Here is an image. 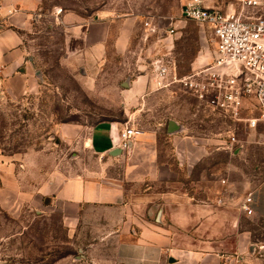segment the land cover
Masks as SVG:
<instances>
[{
	"label": "rangeland",
	"instance_id": "1",
	"mask_svg": "<svg viewBox=\"0 0 264 264\" xmlns=\"http://www.w3.org/2000/svg\"><path fill=\"white\" fill-rule=\"evenodd\" d=\"M202 1L226 13L264 14V0L254 8H244L236 0ZM185 2L36 0L39 7L25 38L37 84L24 99H0V155L6 158L0 168V264H113L114 241H101L106 237L101 228L113 216L110 211L103 207L81 211L78 229L71 232L70 219L45 210L48 204H31L45 183L88 178L102 171V158L89 151L85 139L103 120L141 130L144 135L134 144L154 147L165 180L148 177L142 181L143 191H180L189 197L187 209L195 215L184 216V223L179 221L175 229L166 210L146 216L164 227L168 242L172 244L176 237L177 245H184L176 248L181 256L203 251L234 264H264V218L248 216L240 209L242 200L264 182V123L255 129L241 127L202 109L179 86L156 90L150 85L156 60H168L183 76L208 65L215 55L210 30L180 19ZM68 15L78 22L110 25L98 69L88 75L68 57ZM172 21L176 35L167 30ZM121 30L130 32L124 52L116 48ZM140 77L147 80L146 89L131 112L124 104V91L132 79ZM246 116L257 118L260 111L253 108ZM173 123L184 135L206 139L207 151L195 152L201 160L190 174L174 156L169 132ZM236 126L241 143L233 151L218 149ZM110 171L114 176L121 172L119 165ZM225 195L231 201L222 205L219 198ZM170 205L181 206L168 204V210ZM197 242L205 248L197 249Z\"/></svg>",
	"mask_w": 264,
	"mask_h": 264
},
{
	"label": "crops",
	"instance_id": "2",
	"mask_svg": "<svg viewBox=\"0 0 264 264\" xmlns=\"http://www.w3.org/2000/svg\"><path fill=\"white\" fill-rule=\"evenodd\" d=\"M38 7L36 0H0V99H24L37 84V72L32 65L30 47L25 36L31 30L32 16ZM65 19L69 23L66 30L68 57L75 59L76 64L83 67L84 73L88 75L98 69V62L105 53L106 42L111 34L110 25L103 22H78L70 15ZM116 38L118 52H124L130 32L121 30ZM146 85L147 80L143 77L131 80L124 91V104L131 107L128 110L135 105L137 97L144 93ZM150 85L153 87L152 82ZM125 126L106 120L95 124L85 140L89 151L102 158V171L88 178H60L59 182L45 183L38 197L32 198V206L36 203L40 207L48 204L45 210L57 211L64 218L70 219L71 232L78 229L81 211L102 207L110 211L113 216L101 228L102 233L106 234L101 241H114L113 264H234L232 260L229 262V259L220 255L203 251L181 256L176 248H183L184 245H177L179 241L176 237L172 239V244L168 242L170 238L165 235L164 227L152 224L146 217L154 210H166L170 212L175 224L171 228L175 229L181 225L179 221L184 223V216L195 214L188 212L189 197L180 191L159 194L154 190H142V181L148 177L156 182L165 180L161 173L164 166H160L152 145L134 144L136 138L143 137V132L132 138L129 149L121 148L119 134ZM183 133L180 130L171 135L174 156L178 166L190 174L201 160L195 152H206L207 144L202 137ZM185 141L189 143L188 147L179 145ZM5 159L0 155V168ZM117 165L121 172L114 176L110 170ZM129 185L134 188L128 189ZM251 193L252 216L264 218V182ZM229 198L225 195L219 199L222 205H227L231 201ZM243 201L240 203L241 211ZM172 203L181 206L174 208L175 205H170L169 211L168 204ZM199 210L193 208V211ZM194 246L200 250L205 248L203 242H197Z\"/></svg>",
	"mask_w": 264,
	"mask_h": 264
},
{
	"label": "built area",
	"instance_id": "3",
	"mask_svg": "<svg viewBox=\"0 0 264 264\" xmlns=\"http://www.w3.org/2000/svg\"><path fill=\"white\" fill-rule=\"evenodd\" d=\"M236 1L244 8L262 4L261 0ZM180 19L194 21L210 30L215 55L208 65L183 76L176 73V68L168 60H156L151 78L155 89L179 86L202 109L218 113L225 120L241 124V127L255 129L260 122L264 123V14L226 13L205 6L202 0H186ZM173 22L167 30L169 34L176 35L177 27ZM253 108L260 111L259 117L246 116ZM236 127L227 133L228 139L222 141L218 149L233 151L241 143L236 135L239 127ZM141 133V130L126 125L119 134L121 148L129 149L132 138ZM252 202L253 194L249 193L241 206L248 216L254 212Z\"/></svg>",
	"mask_w": 264,
	"mask_h": 264
},
{
	"label": "water",
	"instance_id": "4",
	"mask_svg": "<svg viewBox=\"0 0 264 264\" xmlns=\"http://www.w3.org/2000/svg\"><path fill=\"white\" fill-rule=\"evenodd\" d=\"M175 126H176V124L173 123L172 128H170V130H169L170 133L173 134V133L178 132V131L181 130L178 126H177V128Z\"/></svg>",
	"mask_w": 264,
	"mask_h": 264
}]
</instances>
